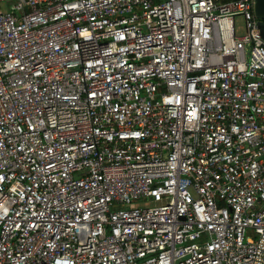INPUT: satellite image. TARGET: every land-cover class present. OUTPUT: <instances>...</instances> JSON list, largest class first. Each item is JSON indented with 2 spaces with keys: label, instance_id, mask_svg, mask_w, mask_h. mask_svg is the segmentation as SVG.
Wrapping results in <instances>:
<instances>
[{
  "label": "built area",
  "instance_id": "1",
  "mask_svg": "<svg viewBox=\"0 0 264 264\" xmlns=\"http://www.w3.org/2000/svg\"><path fill=\"white\" fill-rule=\"evenodd\" d=\"M12 1L0 264H264L254 0Z\"/></svg>",
  "mask_w": 264,
  "mask_h": 264
},
{
  "label": "water",
  "instance_id": "2",
  "mask_svg": "<svg viewBox=\"0 0 264 264\" xmlns=\"http://www.w3.org/2000/svg\"><path fill=\"white\" fill-rule=\"evenodd\" d=\"M254 14L259 19V32L264 40V0H254Z\"/></svg>",
  "mask_w": 264,
  "mask_h": 264
},
{
  "label": "rangeland",
  "instance_id": "3",
  "mask_svg": "<svg viewBox=\"0 0 264 264\" xmlns=\"http://www.w3.org/2000/svg\"><path fill=\"white\" fill-rule=\"evenodd\" d=\"M13 4H14V1H12V0H10L8 2L0 3V8L4 9V10H10V9H12ZM235 29H236L237 34L243 33L244 24H243L241 17H238V16L235 17Z\"/></svg>",
  "mask_w": 264,
  "mask_h": 264
}]
</instances>
